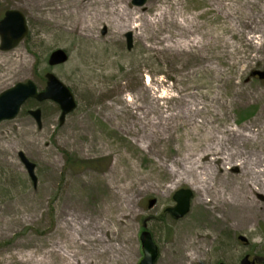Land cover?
Instances as JSON below:
<instances>
[{"label":"rangeland","instance_id":"rangeland-1","mask_svg":"<svg viewBox=\"0 0 264 264\" xmlns=\"http://www.w3.org/2000/svg\"><path fill=\"white\" fill-rule=\"evenodd\" d=\"M122 1L149 18L160 7L176 11L173 2H178L182 14L195 18L199 27L183 33L149 24L137 29L134 22L128 27L122 20L110 22L116 14L107 13L91 19L93 26L87 28L82 7L90 10L99 0H78V14H67L71 0H0V17L6 9H18L29 23L27 39L0 50V59L6 60L0 61V93L28 80L43 89L49 71L71 88L77 101L61 124L60 109L50 100H29L17 117L0 123V264L41 258L50 244L64 241L66 212L84 214V222H114L103 238L124 251L94 256L92 264H138L144 224L158 248L155 264H239L246 254L264 260V214L242 227L236 214L215 208L214 199L199 201L202 193L187 181L169 187L172 174L163 164L177 162L178 140L194 139L187 127L161 126L145 135L151 127L137 119L143 110L149 118L179 111L180 99L204 105L213 99L217 104L210 117L217 126L264 130V79L253 75L264 70V0ZM128 31L133 35L130 49ZM166 35L189 44L186 49L167 47ZM57 48L66 50L69 59L49 67L47 56ZM30 108L41 110V127L27 113ZM262 139L243 146L248 161L264 157ZM20 152L36 165V186ZM213 169L217 172L215 164ZM222 175L238 174L223 169ZM182 188L193 194L189 211L174 218L166 209L175 205L172 196ZM248 191L249 198L261 203L260 193L252 186ZM118 193L129 196L127 205L116 201ZM150 199L156 200L151 207ZM112 203L120 207L105 216ZM183 238L196 252L181 262L172 243ZM89 247L97 248L99 242L90 241ZM72 250L79 252L77 246ZM77 259L82 260L80 254Z\"/></svg>","mask_w":264,"mask_h":264},{"label":"bare ground","instance_id":"bare-ground-1","mask_svg":"<svg viewBox=\"0 0 264 264\" xmlns=\"http://www.w3.org/2000/svg\"><path fill=\"white\" fill-rule=\"evenodd\" d=\"M76 1L78 3V0ZM106 1H109V9H106ZM46 2L47 0H45ZM71 2L72 4L67 14H78L76 10L79 4L75 3L74 0H71ZM98 3L97 7L90 8V10L85 9L87 7H82V10L86 13L80 14V17L84 20V26L87 28L93 26V23H90L91 19L94 20L95 17H102L107 13L110 15L116 14L110 22L122 20L121 25L125 27H128L127 23L134 22L132 27L137 29H142L143 26L149 24L157 30L176 28L180 30V33H183L196 30L199 27L195 18L182 14L178 2H173L176 11H170L169 7H160L150 18L149 16H144L143 13L130 11L125 5H122V0H99ZM228 9L233 12L234 8L229 4ZM168 36L163 37L167 41V47L186 49L185 45L189 44L186 42L182 44L176 37L171 38ZM196 42L199 43V41ZM198 43L193 46H197ZM0 61L6 62L5 59H0ZM180 102L183 108L179 111L149 118V113L143 110L138 113L137 118L140 123L146 121V125L151 127L145 135L154 134L157 127L166 126L175 130L182 125L187 127V135L190 134L194 137V139H183L182 142L177 141L179 142L178 151L181 153L177 162L173 161L171 164L162 163L172 174L169 187L175 186L174 184L180 181H187L202 193L198 197L199 201L211 203L212 199H214L215 208L224 209L226 207L225 212L234 216L236 214V222L239 226L249 228L256 215L259 213L264 214V157L258 155L254 159H249L252 162L248 161L244 156L245 148L243 146L257 142L260 136L264 137V130L257 129L252 131L247 126L241 129H232L230 127L222 129L217 126L215 124L217 119L210 117V112L215 110L217 104L213 99H210L208 105H204L199 100L185 102L180 99ZM225 105L226 103L223 107ZM142 129H146L144 124ZM262 142L264 144V139H262ZM214 164L217 166V172L213 169ZM223 169H231L238 175L226 177L222 175ZM250 186L260 193L258 197L261 203L249 198L248 187ZM117 200H121V204L127 205L130 198L129 196L123 197L118 193ZM117 207H120V203L114 205L112 203L111 207L105 210V216L110 217L112 209ZM83 216L84 214L80 216L71 214L68 216L66 212L62 224V230L65 235L64 241L60 238L57 242L50 244L47 247L48 249L43 252L41 258L31 256L26 259L20 258V264H92L94 256L106 255L107 253L116 254L124 251L118 245H113L110 241L103 238L102 232L113 230L114 222L108 219L94 222L87 220L84 222ZM90 241L99 242V247L90 248ZM112 241H117V239ZM172 245L179 249V260L181 262H183L185 257L191 258L196 252L185 238L176 239ZM76 246L79 252L72 250ZM83 247H87V249L84 250ZM77 254L81 255V261H78ZM118 257L119 259L123 258V256L119 255Z\"/></svg>","mask_w":264,"mask_h":264},{"label":"water","instance_id":"water-1","mask_svg":"<svg viewBox=\"0 0 264 264\" xmlns=\"http://www.w3.org/2000/svg\"><path fill=\"white\" fill-rule=\"evenodd\" d=\"M137 5H142L146 0H132ZM28 26L24 14L15 9L5 11L3 18L0 20V50L7 51L15 47L27 34ZM127 47L132 46L131 32H127ZM68 60V54L61 48L54 49L48 57V65L55 66L63 64ZM253 75H257L264 79V70L254 71ZM46 86L43 90H38L35 83L31 80L26 82H18L13 87L8 88L0 93V122L3 120L13 119L19 112L21 105L28 99L33 98L37 101L52 100L56 102L60 109L59 123H63L65 116L72 112L76 107V101L72 91L61 82L52 72L45 73ZM29 114L35 119L37 125L41 126V110L39 108L29 110ZM19 158L23 163L33 186L37 184L35 175V163L28 159L22 152ZM192 191L189 189H179L175 191L172 198L176 202L173 207H168V211L174 218L184 216L190 207ZM155 199H150L148 206L155 204ZM140 232L139 241L141 245L142 258L138 264H155L158 256V248L155 244L151 233L146 230L143 225ZM245 242L244 236L238 237ZM218 264H225L219 262ZM239 264H256L245 255Z\"/></svg>","mask_w":264,"mask_h":264},{"label":"flooded vegetation","instance_id":"flooded-vegetation-1","mask_svg":"<svg viewBox=\"0 0 264 264\" xmlns=\"http://www.w3.org/2000/svg\"><path fill=\"white\" fill-rule=\"evenodd\" d=\"M246 255H248L249 259H250V260H253L256 264H264V260H262V258H261V259H257V258H255V257H250L249 254H246ZM244 256H245V255H244ZM258 257H259V256H258Z\"/></svg>","mask_w":264,"mask_h":264},{"label":"trees","instance_id":"trees-1","mask_svg":"<svg viewBox=\"0 0 264 264\" xmlns=\"http://www.w3.org/2000/svg\"><path fill=\"white\" fill-rule=\"evenodd\" d=\"M67 159H68V157H67Z\"/></svg>","mask_w":264,"mask_h":264}]
</instances>
